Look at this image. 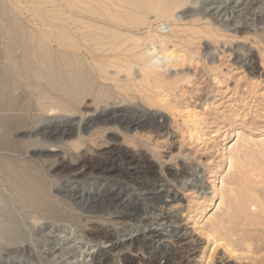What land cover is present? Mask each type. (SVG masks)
<instances>
[{"label":"bare ground","instance_id":"6f19581e","mask_svg":"<svg viewBox=\"0 0 264 264\" xmlns=\"http://www.w3.org/2000/svg\"><path fill=\"white\" fill-rule=\"evenodd\" d=\"M261 1L33 0L32 3L25 5L28 15H25L27 20L25 26L19 23L16 27L11 26L10 21L11 18L16 19L14 9L9 6L8 1L2 0L0 3V246L6 248L11 255H18L20 244L25 242L26 254L29 258L33 257L44 244L37 239L46 233L39 226L45 221L48 223L46 227L43 225L45 229L49 230L50 227L55 226L56 232L59 233L58 244L50 252L53 251V254L58 252L62 257L72 255L74 259L72 264H87L88 256L85 255V251L93 249L91 244L103 240L111 243L118 235L119 231L112 230L108 224L116 226L122 222H135L137 225L136 222L142 217L140 213L144 209L142 207L144 204H141L138 197L134 196L132 201L128 198L130 187L134 184L144 189L152 188L155 184L151 185V181L157 178L153 165L143 156L144 154H127L116 143L97 156L93 150L86 151L88 153L86 155L82 154L80 157L84 161L81 166L72 167L79 178L88 174L87 180L91 181L109 179L118 181L109 187L87 189V195L84 194L87 199L83 201L86 202L85 206L81 204L75 206L72 202L76 199L66 202L67 200L59 197V193L57 195L58 191L54 193L53 174L63 173L68 167L58 165L57 153H50L56 159L54 158L51 165L46 167L45 162L51 156L48 155V158L45 157L46 160H43L44 157L40 158L43 154L36 152V148L45 145L48 135L53 130L46 132L44 122L50 121V117L54 119V116L56 118L59 116L61 119L64 118L62 122L66 123L65 116L79 113L82 104L89 98L96 107L112 104L111 102L115 100L125 103L129 100L134 102L141 99L154 107L167 106L173 111L174 116L177 112L184 119H189H186L185 123L192 122L197 115L190 116L186 110L179 111L175 102L170 101L176 98L177 91L182 89L183 85L190 83L192 78L189 72H179L178 68L191 67L203 56L201 49L196 47L197 41H202L204 37H219L220 30H215L216 28L209 23L211 20L215 22L216 12L229 13L233 7L228 9L226 5L232 3L234 7L236 5L243 8L242 12L247 16H256L257 20L261 21L263 18L261 16L264 14V4ZM188 4L194 6L198 4V6L187 9ZM204 20H207L208 25L210 24L206 28L200 24ZM260 38L264 41V33L260 34ZM205 51L206 55L212 57L211 47H205ZM217 71L218 69L213 67L210 72L215 77L213 80L219 78ZM134 107L122 114L114 111L116 116L111 119L112 116L109 117V114H98L94 120L98 124L112 122L125 124L127 127L145 125L157 129L165 127L158 121L156 115L148 114L147 111L141 112ZM53 121L55 122V119ZM32 128H38L36 133L40 138L29 135L31 132L29 130ZM66 130L62 132V136ZM87 132H89L88 125L83 127L82 133ZM69 135L72 137L74 133ZM111 137L109 140L113 141ZM83 145L85 144L74 146V150H79ZM49 147L59 148L55 143H51ZM43 149L46 150V147L44 146ZM241 165L245 166V164ZM185 172L184 175L187 173ZM241 178L244 181L237 180L239 183H235L236 190L235 188L229 190L232 197L238 198L236 199L238 202L234 200V203H239L238 191L255 197L252 196L246 203L245 210L243 209L244 211L237 216V221L234 220L236 224L231 225L240 227V230L242 227L244 232L246 230L244 228L249 226V232H254L253 235L256 236L251 234L255 239L249 237L255 240V243L249 244L248 250L262 252L264 250V170L252 168ZM134 185L132 188H136ZM161 197L162 195L159 199H162ZM127 207H133L134 214L120 212V209ZM116 209L120 210H117V214ZM114 212L115 215L112 216ZM250 215L258 219L251 220ZM106 217L108 218L104 219ZM176 218L174 223L180 225V221ZM105 221H108V226L99 224ZM152 222L151 219L145 220L146 225ZM185 230V234L181 237L175 236L172 241L174 246L190 242L194 250H197L199 246L196 245L197 240L194 239L193 233L188 228ZM216 234L220 238V234L218 232ZM157 238H161L158 232L152 231L147 234L141 232L137 237H132L129 243L115 245L116 251L120 250L119 260L124 264H134L136 260L131 258L130 252L147 249ZM77 241L82 243L77 245ZM126 248L129 250L128 254L123 252ZM182 249L174 247L172 251H164L161 248L160 254L151 256L147 263L159 264L160 260H164V264H185V254L189 248L185 253ZM191 257L187 256V258ZM52 258H55V255L47 260L42 258L41 263L37 262L55 264ZM93 260L95 264L114 263V258H107L105 250L101 249L97 251ZM189 260L186 264H189ZM259 261L264 264V258ZM59 264L68 263L66 261Z\"/></svg>","mask_w":264,"mask_h":264},{"label":"rangeland","instance_id":"374dc122","mask_svg":"<svg viewBox=\"0 0 264 264\" xmlns=\"http://www.w3.org/2000/svg\"><path fill=\"white\" fill-rule=\"evenodd\" d=\"M6 1L14 9L18 20L11 18V26L18 27L19 23L25 26L27 21L25 15L28 16L25 5L32 3L33 0ZM261 2L264 4V0ZM195 6L197 7L198 4ZM195 6L188 4L186 8ZM226 6L228 9L233 7L229 13L216 12L215 22L208 21L213 28H216L215 30H220L218 33L220 38L204 37L202 41H197L196 47L201 49L203 56L196 60L191 67L178 68L179 72H189L192 78L190 83L183 85L182 89L177 91L176 98H172L170 101L175 102L179 111L186 110L190 116L191 114L197 115V120L193 118L192 122L185 123L189 119L186 117L187 120L184 119L177 112L174 116L173 111L167 106L166 108L164 106L154 107L141 99L134 100V102L129 100L125 103L115 100L111 102L112 104L96 107L92 103V99L89 98L82 104L79 113L65 116L66 123H63L62 119L64 118L61 119L59 116L57 118L54 116L55 122L52 117H50V121L44 122L46 132H50V129L53 130L44 145L46 150L43 149L44 146H41L40 148L44 151L41 149V152L40 148H36V152L39 151L38 153L43 154L42 157L40 155V158L44 157L43 160L45 157L48 158V155L51 156L48 158L49 161L47 159L45 162L46 167L51 165L55 158L51 154L57 153L58 165L68 167L67 172L69 168L71 169L68 173L64 171L60 174H53L56 179L53 180L55 181L54 193L58 191L57 195L59 193V197L67 200L66 202L76 199L72 202L75 206L76 204L84 205L86 202L83 201L87 199V189L94 190L99 186L109 187L118 181L116 179L91 181L87 180L88 174L82 175L84 180L86 179L84 181L83 177L77 176V172L75 173L72 167L81 166L84 160L80 156L88 154L87 152L91 150L95 151L97 156L98 153H104L117 144L127 154H144L143 156L153 165L157 174L155 181H151V185L155 184L152 188L144 189L134 184L136 188H132L133 185L129 184L131 189L128 198L132 201L134 196L138 197L141 204H144L142 205L144 212L140 213L142 217L136 222L138 226L135 222H122L123 225L116 224L114 226L115 224H113L114 229L112 224H108L112 230L119 231L117 239L115 237L111 243L104 240V242H98L99 244L90 243L93 249L85 251V255L88 256L86 257L87 264H95L93 259L99 249L105 250L107 258H114L113 264H124L119 260L120 250L116 251L115 245L127 244L132 237H137L141 232L147 234L152 231L158 232L161 238L154 239L155 241L153 240L149 247L143 251L130 252L131 258L136 260L134 264H148L151 256L160 254L161 248L168 251L173 250L174 247L184 248V250L182 249L184 253L189 248L185 254L186 259L184 258L187 263V260L193 258V260H189V264H263L259 260L264 258V250L262 252L248 250V245L255 243V240H252L255 239L252 238L254 232H249L250 227L244 228L246 229L244 232L242 227L240 230V227L231 225L236 224L237 216L245 210L246 203L255 195L238 191L239 203L236 204L234 202L238 198L232 197L229 190L232 188L236 190L235 183L244 181L241 177L252 168L264 170V41L260 38V34L264 33V14L261 16L262 20L258 21L256 16L254 18L243 13L241 7L235 5V8L232 3ZM239 15L240 17H238ZM206 21L200 23L204 28L210 25ZM205 47H211L212 57L206 55ZM213 67L219 71V82L218 79L213 80L214 76L210 73ZM133 107L141 112L147 111L148 114L156 115L158 121L165 127L161 129L150 125L127 127L125 124L119 125L112 122L98 124L94 120L98 114H109V117L112 116L111 119L116 116L114 111L122 114ZM102 110L106 112H102ZM93 111L96 112L93 113ZM86 125H88L89 132L82 133L83 127ZM32 129L29 130L31 131L29 135L37 139L40 138L36 133L38 128ZM63 129L66 132L62 136V132L65 131ZM70 133H74L75 136L69 137ZM110 136L113 141L109 140ZM77 142L85 145L79 150H74V146L78 145ZM49 143H55L59 148L49 147ZM87 144L93 149H90ZM241 164H245V166ZM184 172L187 176L184 175ZM64 195L65 197H63ZM160 195H162V199H159ZM175 196L176 198H174ZM230 208L238 211L233 210V212ZM133 209V207H127L120 209L121 211L116 209L115 212L117 214L118 211H124V214H134L135 210ZM115 212L112 213V216L115 215ZM173 217H177L180 225L174 223ZM164 218H167L168 221H164ZM249 218L251 220L258 219L254 215H250ZM149 219L153 222L146 225L145 220ZM231 219L233 221H230ZM41 223L39 226L46 232L37 239L42 244L44 243L41 245L42 249H38V253L29 258V255L26 254L25 242L20 244V254L18 255H11L6 248L0 246V264H39L42 262V258V260H47L52 255H55V258H52V261L56 262L55 264L66 263V261L68 264H72L74 262L72 255L62 257L58 252L55 254L52 253L53 251L50 252L58 244L59 233L56 232L55 226L48 230L43 227L48 223L45 221L43 224ZM107 223L108 221L99 224L107 225ZM186 228L193 233L194 239L197 240L196 245L199 246L197 250H194L190 242L174 246L172 241L176 238L175 236L181 237L185 234ZM216 232L220 234V238L217 237ZM80 243L82 242H76L77 245ZM123 252L128 254L129 250L126 248ZM187 256L192 257L187 258ZM159 264H164V260H160Z\"/></svg>","mask_w":264,"mask_h":264}]
</instances>
